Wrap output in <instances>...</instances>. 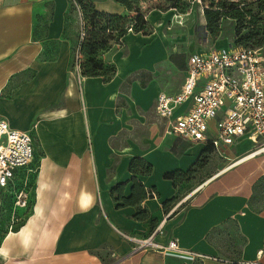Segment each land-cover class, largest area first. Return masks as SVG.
Segmentation results:
<instances>
[{"label":"crops","instance_id":"crops-1","mask_svg":"<svg viewBox=\"0 0 264 264\" xmlns=\"http://www.w3.org/2000/svg\"><path fill=\"white\" fill-rule=\"evenodd\" d=\"M90 1L132 13L119 0ZM161 12L147 13L154 31L102 52L116 67L106 79L75 68L73 0H0V118L34 146L0 196V264H264V152L239 160L253 146L242 138L209 175L203 153L214 146L166 132L155 111L160 92L181 91L188 65L166 90L161 75L175 59ZM159 226L155 240L186 252L137 249L127 236Z\"/></svg>","mask_w":264,"mask_h":264},{"label":"built area","instance_id":"built-area-1","mask_svg":"<svg viewBox=\"0 0 264 264\" xmlns=\"http://www.w3.org/2000/svg\"><path fill=\"white\" fill-rule=\"evenodd\" d=\"M81 18V29L75 49V68L81 75V45L87 26L80 5L73 0ZM146 24L148 5L140 6ZM138 11H132L126 32L143 31L137 26ZM112 31V30H109ZM118 32L117 30L115 31ZM123 44V35L116 45ZM186 108L176 113L177 108ZM157 115L165 120L166 132L193 141H206L223 156L242 138L252 141L245 156L264 152V54L256 45H228L210 50L193 51L188 58L185 80L180 92H160L155 103ZM216 119V124L212 123ZM33 137L27 130L15 128L0 118V196L10 185L18 168L33 161ZM239 159V160H240ZM156 195L155 191L150 192ZM18 204L27 203L24 190L17 193ZM161 226L145 238H135L137 249L154 248L161 252L185 253L177 239L163 243L154 239ZM200 255V254H198ZM255 264H262L255 262Z\"/></svg>","mask_w":264,"mask_h":264},{"label":"rangeland","instance_id":"rangeland-1","mask_svg":"<svg viewBox=\"0 0 264 264\" xmlns=\"http://www.w3.org/2000/svg\"><path fill=\"white\" fill-rule=\"evenodd\" d=\"M256 2H262L264 6V0H132L133 9L147 3V13L154 9L164 12L162 27L170 40L171 58L175 59V64L161 75L166 76L162 79L166 90L173 91L179 87L189 53L196 46L210 50L236 44L256 45L264 54V11L254 20L248 15H233L235 8L243 5L253 8ZM154 30L148 25L143 32L147 34ZM102 52L96 56L104 60ZM83 59L82 54L81 61ZM104 62L115 66L112 62ZM216 121L214 119L212 123L216 124ZM203 161L207 162L210 175L231 160L208 146L203 153ZM15 198L17 200V196Z\"/></svg>","mask_w":264,"mask_h":264},{"label":"trees","instance_id":"trees-1","mask_svg":"<svg viewBox=\"0 0 264 264\" xmlns=\"http://www.w3.org/2000/svg\"><path fill=\"white\" fill-rule=\"evenodd\" d=\"M127 5L131 11H138L136 16L137 26L146 28L144 12L140 7L134 8L131 5L132 0H119ZM80 5L84 20L87 26V36L84 38L81 51L84 59L81 61V72L83 75H103L106 79L113 76L116 67L109 65L104 60L97 58L99 51H104L117 43L120 35H125L126 24L129 21V15L111 14L99 11L90 0H76ZM254 6L256 8H254ZM253 8H247L244 5L233 10V15L243 17L248 15L251 20L262 16L264 6L262 2L254 3ZM245 8H247L245 10ZM112 30V31H109ZM118 31L117 33L115 31ZM237 45V44H236ZM177 172L166 173L167 176H174Z\"/></svg>","mask_w":264,"mask_h":264},{"label":"bare ground","instance_id":"bare-ground-1","mask_svg":"<svg viewBox=\"0 0 264 264\" xmlns=\"http://www.w3.org/2000/svg\"><path fill=\"white\" fill-rule=\"evenodd\" d=\"M249 157H251L250 155H248V156H246V157H244V158H242V159H240V160H243V159H246V158H249Z\"/></svg>","mask_w":264,"mask_h":264}]
</instances>
